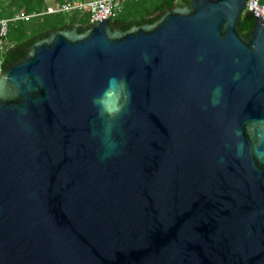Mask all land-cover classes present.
Returning a JSON list of instances; mask_svg holds the SVG:
<instances>
[{
	"label": "water",
	"instance_id": "obj_1",
	"mask_svg": "<svg viewBox=\"0 0 264 264\" xmlns=\"http://www.w3.org/2000/svg\"><path fill=\"white\" fill-rule=\"evenodd\" d=\"M247 4L54 31L0 72V264H264V20L245 39Z\"/></svg>",
	"mask_w": 264,
	"mask_h": 264
},
{
	"label": "trees",
	"instance_id": "obj_2",
	"mask_svg": "<svg viewBox=\"0 0 264 264\" xmlns=\"http://www.w3.org/2000/svg\"><path fill=\"white\" fill-rule=\"evenodd\" d=\"M88 0H0V20H12L21 13L40 16L30 21H16L9 25L6 38H0V72L10 64L21 61L27 50L40 40L48 38L54 31H70L78 28L83 33L92 27L91 16L80 12L43 15L50 5L62 6L68 2ZM191 0H136L126 3L118 16L111 21L113 27L128 31L132 27L152 25L167 11L175 7H188ZM256 19L242 17L239 31L249 40Z\"/></svg>",
	"mask_w": 264,
	"mask_h": 264
},
{
	"label": "built area",
	"instance_id": "obj_3",
	"mask_svg": "<svg viewBox=\"0 0 264 264\" xmlns=\"http://www.w3.org/2000/svg\"><path fill=\"white\" fill-rule=\"evenodd\" d=\"M131 1L136 0H88L85 2H68L62 6L50 5L43 15L69 14L80 12L91 16L90 24H97L100 20H113L122 11L123 6ZM247 12L255 19L264 20V0H248ZM40 15L21 13L12 20H0V38H6L9 30V25L16 21H30Z\"/></svg>",
	"mask_w": 264,
	"mask_h": 264
},
{
	"label": "clouds",
	"instance_id": "obj_4",
	"mask_svg": "<svg viewBox=\"0 0 264 264\" xmlns=\"http://www.w3.org/2000/svg\"><path fill=\"white\" fill-rule=\"evenodd\" d=\"M116 78H110L109 80V87L111 88L112 84L115 82ZM125 90H126V85H125ZM219 94V89L216 90L215 95ZM128 97L130 98V93L128 94ZM217 101H213V103H216ZM127 106V101L125 102V107Z\"/></svg>",
	"mask_w": 264,
	"mask_h": 264
}]
</instances>
